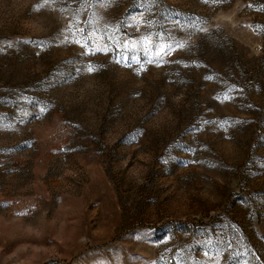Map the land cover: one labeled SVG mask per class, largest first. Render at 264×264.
Returning <instances> with one entry per match:
<instances>
[{"label":"rangeland","instance_id":"rangeland-1","mask_svg":"<svg viewBox=\"0 0 264 264\" xmlns=\"http://www.w3.org/2000/svg\"><path fill=\"white\" fill-rule=\"evenodd\" d=\"M0 264H264V0H0Z\"/></svg>","mask_w":264,"mask_h":264},{"label":"snow or ice","instance_id":"snow-or-ice-1","mask_svg":"<svg viewBox=\"0 0 264 264\" xmlns=\"http://www.w3.org/2000/svg\"><path fill=\"white\" fill-rule=\"evenodd\" d=\"M89 71H92V69H91V68H89Z\"/></svg>","mask_w":264,"mask_h":264}]
</instances>
